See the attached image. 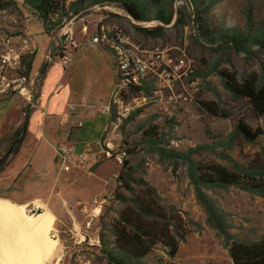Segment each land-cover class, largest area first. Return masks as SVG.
Returning <instances> with one entry per match:
<instances>
[{"label":"rangeland","instance_id":"374dc122","mask_svg":"<svg viewBox=\"0 0 264 264\" xmlns=\"http://www.w3.org/2000/svg\"><path fill=\"white\" fill-rule=\"evenodd\" d=\"M138 1L145 11L144 21L129 16L120 1L107 0L77 16L70 12L56 32H46L51 37H47L49 42L69 31L75 42L83 44L97 32L122 31L146 56L159 58L162 68L170 70L160 79L149 75L144 92H132L128 87L120 90L132 111L111 137L117 150L127 152L124 161L128 165L106 157L102 142L97 165L88 169L91 174L76 176L74 170L80 167L72 164L66 176L48 188H40V166L35 164L22 188L28 198L26 212L34 215L45 210L55 216L53 233L61 246L57 264H233L229 252L232 240L264 239V188L204 184L196 179L200 169L218 164L249 175L264 186V113L248 99L232 93L226 77L258 87L264 84V0ZM0 3L6 4L0 10V43L22 48L23 56L35 53L37 49H32L24 28L26 19L37 17L36 13L25 0ZM80 33H84L83 40ZM25 38L28 47H24ZM91 47L80 52L84 64L71 80L79 91L77 97L103 106L113 90H119V76L109 52ZM3 49L0 45V53ZM51 58H55L54 51ZM24 106L23 122L25 113L31 111L29 103ZM13 109L9 116L17 119L20 112L17 107ZM64 118L65 127L69 120ZM110 120L112 117L107 123ZM241 126L261 135L248 139ZM14 133L0 139V159L10 148ZM105 138L104 131L103 141ZM15 155H10L0 175ZM150 194L155 210L165 218L140 216L138 220L159 238H136L133 250L124 249L114 237V220L126 208L131 218H137L128 204ZM214 216L224 233L217 229ZM22 220L7 218L1 223L18 227L13 234L19 239L12 233L10 239L20 248L23 241L21 250L32 253L30 260L36 262L39 252L35 250L34 232L21 225ZM173 239L178 246L175 257L170 256L166 244ZM146 250L148 253L141 256Z\"/></svg>","mask_w":264,"mask_h":264},{"label":"crops","instance_id":"0c3cea01","mask_svg":"<svg viewBox=\"0 0 264 264\" xmlns=\"http://www.w3.org/2000/svg\"><path fill=\"white\" fill-rule=\"evenodd\" d=\"M32 16L26 19L24 31L25 35H30L32 49H37L30 78L35 80V84L38 81L40 84L37 88L35 86L37 94L31 106L26 136L14 160L0 175V196L9 198L17 206L24 205L26 209L28 198L23 194L22 188L27 184L26 176L32 172L33 166L35 164L40 166V188L43 186L48 188L55 180L66 176L67 174L56 161L57 147L66 144L75 161L77 157L87 159L84 167L74 170L75 175L91 174L92 172L89 173L88 169L97 165L99 155L102 153L101 143L104 139V129L108 124V117L99 116L102 105H90L77 97L79 91L71 80V76H75L84 64L79 56L80 52L85 50V47L91 46L79 47L71 66L66 69L62 68L56 58H51L54 41L47 40V37H51L46 34L43 23L34 15ZM84 37V33H80L82 40ZM40 44L42 49H40ZM0 45L4 47V51L6 45L9 44L0 43ZM91 48L96 49L93 46ZM15 50L23 53L22 48H15ZM102 51L105 52V50ZM48 61L50 64L43 73ZM40 76L41 80L38 78ZM23 103L26 105L27 102L19 95L0 97V139L22 127L24 116L22 109L25 107ZM72 106L76 110L73 116L69 114ZM14 107H17V111L20 112L17 119L9 116V112ZM64 117L69 121L67 126L60 127V121L64 120ZM57 118H60L58 123ZM81 121L85 123L79 127L78 123ZM259 240L255 239L247 243Z\"/></svg>","mask_w":264,"mask_h":264},{"label":"trees","instance_id":"16d2710c","mask_svg":"<svg viewBox=\"0 0 264 264\" xmlns=\"http://www.w3.org/2000/svg\"><path fill=\"white\" fill-rule=\"evenodd\" d=\"M107 0H25L26 4L32 9L39 20L43 23L46 32L54 33L60 27L63 19H67L69 13L71 12L72 16H77L83 11L87 10L91 6L98 5ZM123 4L124 10L131 16L134 20L144 21V8L138 0H118ZM6 4L0 3V10L5 9ZM165 21V20H163ZM166 23H169L166 20ZM109 52V50L100 48ZM110 53V52H109ZM35 59V53L26 54L22 57V61L25 65V70L22 72L25 75H30L32 70V65ZM114 68V66H113ZM115 71V68H114ZM228 79L227 87L228 89L237 96L248 99L261 114L264 113V84L262 87H258L255 83L245 82L239 83L235 78L230 75L226 76ZM129 90L132 92H144L146 86H133L129 85ZM29 124V113H25V118L23 126L21 129L17 130L13 135L18 136L11 141L10 148L13 146L12 154L15 155L18 153L20 146L26 136L27 129ZM240 129L244 132L248 139H255L261 133L252 134L245 126H241ZM9 148V149H10ZM8 149V150H9ZM8 152V151H7ZM3 157V156H1ZM8 160V159H7ZM6 160V161H7ZM5 161V162H6ZM4 162V163H5ZM4 163L0 166V170L3 168ZM128 162L124 161V166H127ZM200 176L196 179V182L201 183H211L220 186H239L241 188L248 189H261L264 186L261 182L257 181L255 178L250 177L249 175H240L234 171H230L227 168L218 165L211 164L205 169H200ZM248 174V173H246ZM119 179L122 180V175L119 176ZM150 195H147L148 198L136 199L131 201L130 206H127L130 209L131 213H135L137 218H131L129 212L126 208L118 220H114V237L117 240V243L124 249L133 250L134 240L136 238L149 236L156 241V238H159L157 234H151L145 230L143 226L139 224L138 218L140 216L151 217L156 219H164L165 217L155 210L156 205L154 201L150 200ZM145 196V195H144ZM198 197L202 199V194L199 192ZM209 208V206H208ZM214 221L216 227L220 232L224 233L222 224L214 216ZM146 231L145 233H143ZM133 235V236H130ZM163 236V237H162ZM162 238H165L164 234ZM160 237V238H161ZM159 240V239H158ZM170 250V256L175 257L178 251L177 243L173 242L166 243ZM230 257L233 264H264V239H261L254 243L239 242L232 240L230 248ZM148 251L141 252V256H145Z\"/></svg>","mask_w":264,"mask_h":264},{"label":"built area","instance_id":"2783aa9c","mask_svg":"<svg viewBox=\"0 0 264 264\" xmlns=\"http://www.w3.org/2000/svg\"><path fill=\"white\" fill-rule=\"evenodd\" d=\"M67 35L66 40L62 41L61 37ZM24 47H28V39H23ZM79 46H93L109 50L113 66L119 76V84L116 85L119 90L111 95L110 99L102 106L99 111L101 117H112V120L105 126L106 138L103 141L105 144V155L122 164L126 159L127 152L117 150V146L112 142V135L116 134L124 119L131 113L132 107L127 105L121 98V91L123 87L142 86L145 85V80L149 75H155L159 79L167 77L169 69H163L159 58L152 55L146 56L140 48L134 44L126 34L122 31H114L111 33L97 32L94 36L88 38L83 44L75 42L71 36V32L66 31L60 33L59 38L54 40L52 51L55 52V58L59 61L62 68L66 69L74 62L76 57V50ZM71 49V50H70ZM22 57L21 52L16 51L9 45L3 52L0 53V97H7L10 95H19L23 100L33 105L37 89L35 88V80L30 78V75L22 73ZM169 62V61H168ZM50 61H48L43 69L46 72ZM113 110H116L113 113ZM70 115H75V107L69 110ZM64 123L60 121V127ZM84 124L78 123L79 127ZM56 161L60 164L61 169L65 172H70L72 164L78 167H84L87 164L85 157H77L70 153L66 144H61L57 147Z\"/></svg>","mask_w":264,"mask_h":264},{"label":"bare ground","instance_id":"6f19581e","mask_svg":"<svg viewBox=\"0 0 264 264\" xmlns=\"http://www.w3.org/2000/svg\"><path fill=\"white\" fill-rule=\"evenodd\" d=\"M41 207L42 206L40 205V203H38V208ZM7 218H13V220H18V218L23 219L21 225L25 224L26 228L31 227L30 229L32 230V232H34V237L36 239V241L35 239L33 241H35L36 245L34 244L33 241L32 242L35 245V250L40 253L39 254L33 250L38 255H40L39 257L38 255H36L37 258L34 255V261L36 259L39 261L36 260V262H32L31 260H33L32 259L33 255L30 252L31 253L30 256L27 250H25L27 253L24 254L25 252L23 251L24 249L21 250V248H23L22 245L23 241L22 244H20L21 248L19 247V244H16V241L14 240L17 239L18 237L16 238V235H14L15 233L13 234V232L17 231L18 227L14 223H11V225L8 223H1L2 222L1 220ZM21 225L20 227H22ZM54 231H55V216L49 211L44 210L42 213L29 215L26 212V206L24 205L17 206L13 204V202H10L5 198L0 197V264H31V262L32 264L33 263L47 264V263H51L54 259L57 260L55 263L57 264V262L59 261L61 246L58 237L55 235V233H53ZM11 233L13 234V236H15L14 240L13 238L10 239V237H12V235H10ZM19 233L20 232H16V234ZM25 248H27L26 244H25ZM34 252L33 254H36Z\"/></svg>","mask_w":264,"mask_h":264},{"label":"water","instance_id":"95a60500","mask_svg":"<svg viewBox=\"0 0 264 264\" xmlns=\"http://www.w3.org/2000/svg\"><path fill=\"white\" fill-rule=\"evenodd\" d=\"M67 35H63L61 37L62 41L66 40ZM12 150H13V146L8 150V152L0 159V166L10 157V155L12 154Z\"/></svg>","mask_w":264,"mask_h":264}]
</instances>
